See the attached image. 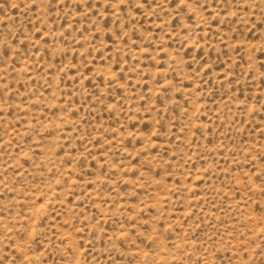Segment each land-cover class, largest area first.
Returning a JSON list of instances; mask_svg holds the SVG:
<instances>
[{"label": "rangeland", "instance_id": "rangeland-1", "mask_svg": "<svg viewBox=\"0 0 264 264\" xmlns=\"http://www.w3.org/2000/svg\"><path fill=\"white\" fill-rule=\"evenodd\" d=\"M0 264H264V0H0Z\"/></svg>", "mask_w": 264, "mask_h": 264}]
</instances>
